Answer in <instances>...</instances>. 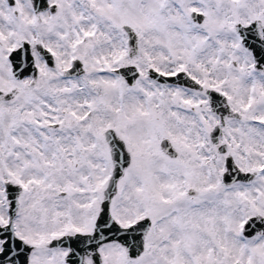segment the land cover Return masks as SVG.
I'll list each match as a JSON object with an SVG mask.
<instances>
[{"label":"snow or ice","instance_id":"1","mask_svg":"<svg viewBox=\"0 0 264 264\" xmlns=\"http://www.w3.org/2000/svg\"><path fill=\"white\" fill-rule=\"evenodd\" d=\"M0 264H264V0H0Z\"/></svg>","mask_w":264,"mask_h":264}]
</instances>
